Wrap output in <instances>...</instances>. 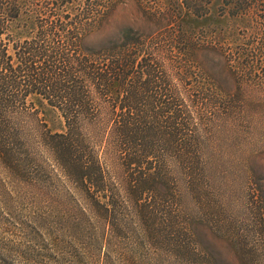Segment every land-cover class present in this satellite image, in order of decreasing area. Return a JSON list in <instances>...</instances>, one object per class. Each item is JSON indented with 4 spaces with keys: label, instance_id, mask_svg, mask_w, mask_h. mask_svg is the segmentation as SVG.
Here are the masks:
<instances>
[{
    "label": "trees",
    "instance_id": "trees-1",
    "mask_svg": "<svg viewBox=\"0 0 264 264\" xmlns=\"http://www.w3.org/2000/svg\"><path fill=\"white\" fill-rule=\"evenodd\" d=\"M24 1L0 0V165L46 182L53 177L46 157L87 202L83 211L102 219L105 247L128 228L149 246L169 248L174 262L220 264L204 249L190 213L218 178L221 131L211 122L230 116L235 90L221 89L215 78L205 85V72L193 86L171 84L163 62L140 55L138 39L88 51L84 36L97 28L86 16L85 23L71 22L61 43L55 37L66 27L31 12L37 35L15 41L7 32ZM236 2L245 9L252 0ZM71 47L87 51H65ZM175 76L190 78L183 70ZM47 111L62 119L61 131L43 120ZM188 195L193 202L186 206ZM236 252L245 255L242 247ZM247 256L264 264V246Z\"/></svg>",
    "mask_w": 264,
    "mask_h": 264
},
{
    "label": "rangeland",
    "instance_id": "rangeland-1",
    "mask_svg": "<svg viewBox=\"0 0 264 264\" xmlns=\"http://www.w3.org/2000/svg\"><path fill=\"white\" fill-rule=\"evenodd\" d=\"M236 1L25 0L21 19L7 34L15 41L36 36L31 12L39 11L66 27L55 37L66 43L71 22L86 16L97 28L84 36L88 51L138 39L140 55L163 62L171 84L193 86L194 77L205 72V85L215 78L221 89L235 90L230 116L211 122L221 131L218 178L189 213L204 249L218 263L255 264L247 254L264 246V0H252L245 9ZM8 51L16 50L11 45ZM181 70L190 78L178 80ZM42 118L52 130L63 129L56 112ZM44 158L47 176H53L46 182H29L0 165V264H181L169 248L149 246L137 230L117 231L105 247L102 219L83 211L87 202ZM186 199V206L193 202ZM238 247L245 255L235 254Z\"/></svg>",
    "mask_w": 264,
    "mask_h": 264
}]
</instances>
